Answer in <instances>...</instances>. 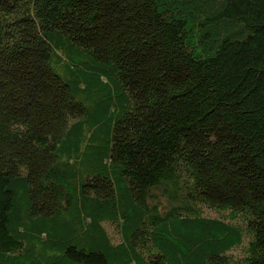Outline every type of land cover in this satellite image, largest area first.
Returning a JSON list of instances; mask_svg holds the SVG:
<instances>
[{
	"label": "trees",
	"instance_id": "obj_1",
	"mask_svg": "<svg viewBox=\"0 0 264 264\" xmlns=\"http://www.w3.org/2000/svg\"><path fill=\"white\" fill-rule=\"evenodd\" d=\"M0 264H264V0H0Z\"/></svg>",
	"mask_w": 264,
	"mask_h": 264
},
{
	"label": "rangeland",
	"instance_id": "obj_2",
	"mask_svg": "<svg viewBox=\"0 0 264 264\" xmlns=\"http://www.w3.org/2000/svg\"><path fill=\"white\" fill-rule=\"evenodd\" d=\"M209 215H213L214 216L215 213L214 212H210ZM233 253L237 254V253H239V250H233Z\"/></svg>",
	"mask_w": 264,
	"mask_h": 264
}]
</instances>
